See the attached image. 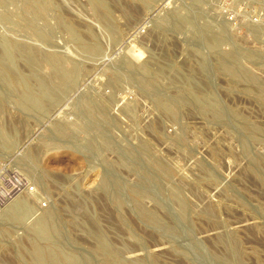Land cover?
Listing matches in <instances>:
<instances>
[{"label":"rangeland","instance_id":"obj_1","mask_svg":"<svg viewBox=\"0 0 264 264\" xmlns=\"http://www.w3.org/2000/svg\"><path fill=\"white\" fill-rule=\"evenodd\" d=\"M0 264H264V0H0Z\"/></svg>","mask_w":264,"mask_h":264}]
</instances>
